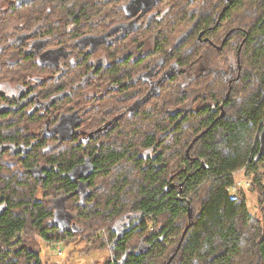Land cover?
Segmentation results:
<instances>
[{"label": "trees", "instance_id": "1", "mask_svg": "<svg viewBox=\"0 0 264 264\" xmlns=\"http://www.w3.org/2000/svg\"><path fill=\"white\" fill-rule=\"evenodd\" d=\"M55 1L62 10L50 15L43 5L31 1L18 7L8 4L0 13V25L13 19L26 25L29 18H42L44 24L48 18H64L66 12L78 18L76 0ZM222 6L226 7L222 25L239 27L233 29L231 38L244 39L239 60L242 82H236L232 90L235 96L242 91L240 101L232 99L230 109L218 117L219 100H215V106H205V99L211 101L214 96L212 91L210 98L204 93L196 99L202 103L198 110H180L172 115L164 108L148 116L147 130L138 122L132 124L130 134L123 130L114 133L115 146L105 145L98 157H94L91 142L83 150L74 144L66 152L47 157L59 169L46 173L44 182L38 179L45 174L36 173L44 168L32 167L38 149L20 160L18 168L0 159V264H42L39 249L23 237L26 225L51 244L66 240L64 235L76 233L79 226L90 228L103 223L112 227L110 247L114 252L103 264H264V219L258 220L249 211L244 198L228 193L235 171L244 168L254 172L264 159L254 162L264 123V0H197L194 9L180 7L179 14L199 16L202 26L208 27L213 23L210 15L213 17ZM99 7L96 0H83V4L79 0V18L92 21ZM191 48L195 52L185 51ZM199 48L194 40L180 45L178 66L187 67L192 60L203 62ZM122 65L115 66L112 78L122 72ZM23 71L19 70L20 76ZM224 85L227 88V83ZM170 102L164 95L161 106ZM87 115L94 119L93 108ZM188 130L195 132L191 140L184 135ZM148 146H154L152 154L143 160L140 149ZM81 151L93 156L102 168L101 174L110 180L103 183L96 196L88 190L68 199L75 202L78 212L66 213L71 216L66 230L56 224L50 196L57 184L67 181L61 177V169H72L71 163ZM258 180L259 175L252 183ZM79 201L88 204L79 207ZM125 218V224H118Z\"/></svg>", "mask_w": 264, "mask_h": 264}, {"label": "flooded vegetation", "instance_id": "2", "mask_svg": "<svg viewBox=\"0 0 264 264\" xmlns=\"http://www.w3.org/2000/svg\"><path fill=\"white\" fill-rule=\"evenodd\" d=\"M28 1L43 5L48 15L62 10L55 0L2 3L18 7ZM76 2L78 18L66 12L64 18H48L44 24L42 18H29L26 25L15 19L0 25L5 30L0 31V159L5 163L18 168L36 148L40 152L32 167L44 168L36 171L38 176L45 174L38 179L44 182L46 173L59 169L48 156L66 152L74 144L83 150L91 142L94 157H98L105 145L115 146L114 133L130 134L132 124L138 122L147 130L148 116L164 108L172 115L193 109L200 95L211 96L213 83L219 79L227 88L216 117L224 116L232 99L243 97L241 90L236 96L232 90L236 82H242L239 60L244 39L231 38L233 29L239 27L222 25L225 6L210 15L212 25L203 27L199 16L179 14L180 7L194 9L197 0H96L100 7L92 21L79 18ZM179 22H183L181 27ZM188 40L200 44L203 62L192 60L181 68L177 52ZM121 62L122 72L112 78ZM164 95L171 102L162 107ZM205 102V106H215L207 98ZM181 103L187 107L181 108ZM200 107L196 105L195 110ZM91 108L94 119L87 117ZM153 148L140 149L139 156L146 160ZM89 156L81 151L72 169H61L67 181L57 184L50 196L54 211L77 213L75 202L69 200L88 190L96 196L110 180ZM79 204L84 207L88 201Z\"/></svg>", "mask_w": 264, "mask_h": 264}, {"label": "rangeland", "instance_id": "3", "mask_svg": "<svg viewBox=\"0 0 264 264\" xmlns=\"http://www.w3.org/2000/svg\"><path fill=\"white\" fill-rule=\"evenodd\" d=\"M4 6L5 4L3 5L2 0H0V9ZM224 83L222 80H219L212 86L214 94L213 98H211L212 103L215 100H219L220 102L223 99L226 90ZM181 101L183 100L181 99ZM199 104L202 103L197 101L194 103L195 107L190 110L194 111L196 105ZM183 107L186 108L187 106H183L181 103V108ZM194 133L193 130H188L184 135L185 137H189L188 140H191L194 137ZM180 148L182 150L183 146L181 145ZM258 175L260 176V180L256 184H253L254 177ZM233 178L234 184L228 189L229 195L231 197L244 198L249 211L258 220L264 219V159L257 164V169L254 172H247L242 168L233 173ZM111 228L108 226V223L90 228L87 226L80 228L79 226V230L74 231L76 233L70 236L64 235L66 240H60L62 251L60 255L56 253V248L53 244H50L45 239H41L37 231L28 225H26L23 237L28 238L30 246H33L37 250L39 249L42 264H103L107 258L114 256V252L110 247L112 243L109 229ZM136 241H138V238L134 239L133 243Z\"/></svg>", "mask_w": 264, "mask_h": 264}, {"label": "water", "instance_id": "4", "mask_svg": "<svg viewBox=\"0 0 264 264\" xmlns=\"http://www.w3.org/2000/svg\"><path fill=\"white\" fill-rule=\"evenodd\" d=\"M194 139H196V138H194ZM258 140H259V149H258L257 154L254 157V162H257L262 156H264V123H263V127L261 129V132L258 136ZM188 212H189V214H191V207L190 206L188 207ZM66 213H67L66 211L57 210L56 216H55V221H56V224H60V225L64 226L66 230H68V225L70 224L71 216L69 214H66ZM256 264H260V263H256Z\"/></svg>", "mask_w": 264, "mask_h": 264}, {"label": "built area", "instance_id": "5", "mask_svg": "<svg viewBox=\"0 0 264 264\" xmlns=\"http://www.w3.org/2000/svg\"><path fill=\"white\" fill-rule=\"evenodd\" d=\"M53 246L56 248V253L60 255L62 253L61 247H60V241L53 242Z\"/></svg>", "mask_w": 264, "mask_h": 264}, {"label": "bare ground", "instance_id": "6", "mask_svg": "<svg viewBox=\"0 0 264 264\" xmlns=\"http://www.w3.org/2000/svg\"><path fill=\"white\" fill-rule=\"evenodd\" d=\"M60 239V238H59Z\"/></svg>", "mask_w": 264, "mask_h": 264}]
</instances>
